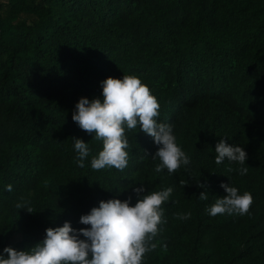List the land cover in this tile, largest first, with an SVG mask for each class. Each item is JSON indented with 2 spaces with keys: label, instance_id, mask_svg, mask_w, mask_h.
Instances as JSON below:
<instances>
[{
  "label": "trees",
  "instance_id": "trees-1",
  "mask_svg": "<svg viewBox=\"0 0 264 264\" xmlns=\"http://www.w3.org/2000/svg\"><path fill=\"white\" fill-rule=\"evenodd\" d=\"M124 75L156 97L157 122L172 126L189 165L155 172L161 146L138 124L125 127L123 171L92 169L102 141L73 113ZM73 138L88 144L83 168ZM221 139L244 148V165L216 164ZM221 184L252 194L247 214H208L227 195ZM168 187L142 264H264V0H0V255L65 222L90 228L80 218L101 201L135 206ZM25 202L32 213L16 207Z\"/></svg>",
  "mask_w": 264,
  "mask_h": 264
},
{
  "label": "clouds",
  "instance_id": "clouds-1",
  "mask_svg": "<svg viewBox=\"0 0 264 264\" xmlns=\"http://www.w3.org/2000/svg\"><path fill=\"white\" fill-rule=\"evenodd\" d=\"M103 101L81 98L76 105L72 119L94 139L102 141L103 149L91 160L93 170L115 168L123 171L128 166V130L137 128L154 139L161 146L154 158L160 163L154 171L168 170L175 173L181 165H189L190 159L176 143L171 125L158 123L160 105L136 75H124L123 79L108 78L102 82ZM74 149L78 153L76 163L83 168L84 160L89 156L88 144L82 139L73 138ZM215 162L220 165L225 158L244 165L247 153L240 146H230L221 139L215 148ZM241 175H246L247 167H241ZM183 184V182H181ZM204 187V185H199ZM227 195L217 198L206 209L209 215L222 214L245 215L253 203L250 192L239 194L236 187L221 184ZM12 191V186H7ZM137 194L145 191L143 187L134 188ZM173 188L151 191L138 199L131 206V199L122 202L112 199L101 201L99 207L80 218V223L90 226L75 230L69 222L62 227L46 230L42 243L28 251H17L11 247L3 251L8 258L0 255V264H142L143 257L157 245L152 243L163 222L162 205L169 199ZM201 200H207L206 192L201 193ZM19 209L27 208V202L18 203ZM190 213L180 214V219L190 218ZM83 237L84 239H81Z\"/></svg>",
  "mask_w": 264,
  "mask_h": 264
},
{
  "label": "rangeland",
  "instance_id": "rangeland-1",
  "mask_svg": "<svg viewBox=\"0 0 264 264\" xmlns=\"http://www.w3.org/2000/svg\"><path fill=\"white\" fill-rule=\"evenodd\" d=\"M16 241H17V238H16Z\"/></svg>",
  "mask_w": 264,
  "mask_h": 264
}]
</instances>
